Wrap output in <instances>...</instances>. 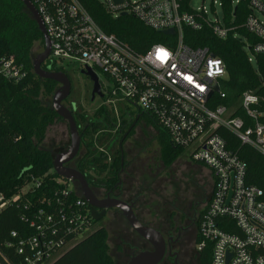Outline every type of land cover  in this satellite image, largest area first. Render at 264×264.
Listing matches in <instances>:
<instances>
[{"label":"built area","instance_id":"built-area-1","mask_svg":"<svg viewBox=\"0 0 264 264\" xmlns=\"http://www.w3.org/2000/svg\"><path fill=\"white\" fill-rule=\"evenodd\" d=\"M29 1L50 40L46 69L66 73L73 66L102 74L111 83L104 91L100 81L107 102L125 110L139 108L165 130L182 150L181 157L202 167L212 196L201 216L198 252L210 247L211 264H264V190L248 182V165L226 136L264 157V98L247 91L235 104H218L216 95L227 98L220 89L227 77L225 62L184 40L186 27L209 29L222 40L233 34L242 38L249 62L257 67V57L264 56V0L231 1L233 12L240 6L239 15L245 14L243 27L251 39L238 33L237 16L226 21L222 0L199 8L192 0H100L114 18L126 13L176 37L174 43L154 45L145 53L103 31L80 0ZM171 29L174 34H166ZM1 71L15 82L26 77L13 58L2 63ZM55 182V208L41 212L40 223L32 222L35 235L16 248L23 258L19 264H50L96 229L91 206L75 182L62 177ZM18 199L1 194L0 210ZM17 237L13 232L12 238ZM0 256L13 264L1 251Z\"/></svg>","mask_w":264,"mask_h":264},{"label":"trees","instance_id":"trees-1","mask_svg":"<svg viewBox=\"0 0 264 264\" xmlns=\"http://www.w3.org/2000/svg\"><path fill=\"white\" fill-rule=\"evenodd\" d=\"M80 1L103 31L115 35L139 53H145L157 44L170 45L176 40V37L155 31L131 15L114 18L100 0ZM222 1L226 21L229 23L234 15L237 16L238 33L250 38L243 27L245 14L239 15L240 6L233 12L232 0ZM241 39L231 34L222 40L209 29H184V40L188 46L209 49L227 66V77L220 84L227 98L221 99L216 95L214 98L218 104H235L247 91L264 98V56L257 57V67H254L248 60ZM36 45L44 50V35L23 2L0 0V195L3 194L6 199L19 196L17 202H11L0 210V251L13 264H19L23 259L16 252L20 241L36 233L32 222L42 221L41 212L51 213L59 196L54 154L44 148V142L49 128L62 118L50 105L42 102V97L50 99L60 85L52 80H43L34 73L33 50ZM10 58L26 74L19 82L11 81L2 74V63ZM43 68L46 69L45 64ZM102 99L107 101L108 96ZM262 108L264 110V103ZM119 110L122 127H117V120L113 119L107 105L102 106L93 119L80 113L79 108L73 113L80 126L84 151L74 167L86 177L93 191L118 192L122 181L132 177L125 145L141 123L155 134L161 165L171 168L182 154V150L171 143L165 130L139 108L127 106L126 110ZM236 115L242 116L240 112ZM110 130L115 131L112 143L118 141V146L112 149L110 143L106 150H101L99 145L111 137ZM226 136L232 141V149L248 165V182L264 190V157L249 147H241L231 134L226 133ZM188 165L202 172L201 166L190 162ZM154 170L150 169L151 175ZM154 174L161 175V172ZM74 184L79 190V185ZM13 232L18 235L16 239L12 238ZM11 242L13 247H8ZM200 242L199 233L196 244ZM121 248L116 244L115 250L111 249L108 229L97 227L50 264H118L117 252ZM197 257L200 264H211V248L199 251ZM0 263L7 264L1 256Z\"/></svg>","mask_w":264,"mask_h":264},{"label":"rangeland","instance_id":"rangeland-1","mask_svg":"<svg viewBox=\"0 0 264 264\" xmlns=\"http://www.w3.org/2000/svg\"><path fill=\"white\" fill-rule=\"evenodd\" d=\"M211 2L212 0L191 1L194 8L201 7L203 3L205 6L210 7ZM42 52L43 49L36 45L33 50L34 58H37ZM65 69L68 73H72L73 77L70 78L72 82L71 95L63 102V106L71 110L72 104H75L79 107L80 113L93 119L102 106L107 105L113 119L117 120V127H122L119 108L99 97L92 101V84L86 79L78 77V73H74L78 69L77 67L68 66ZM99 78L104 90L111 87L110 81L105 76L100 74ZM53 101L54 96L50 99L42 97V102L51 107L54 105ZM109 132H111V137L107 139L108 141L104 140L103 143H100L99 148L101 150H106L110 143L112 149L118 146V141L112 143L115 131L110 130ZM70 144L71 135L68 121L64 119L57 120L48 130L44 148L51 151L55 157L56 154L67 151ZM125 150L130 163L129 171L131 170L130 172L134 174L132 173V177L122 181L124 186L117 194L129 200L137 199L138 201L140 199L136 207V215L139 219L147 221L151 225L159 223L160 219L167 215L173 206H180L184 201L190 200L195 193L198 192L201 195L203 189H208L206 187V174L191 169L186 157H180L168 169L161 165L159 146L155 140V134L143 123L138 125L134 136L127 141ZM83 152L81 146L80 154L74 163L81 157ZM151 168H155L152 172L153 175L149 172ZM158 172H161V175L154 174ZM148 183H150L149 186ZM97 227L108 229L110 246L113 250H115L116 240L119 238L120 233L125 234V231L128 232L129 230V225L125 220L123 218L120 221L116 220L114 214H110L109 218L98 222Z\"/></svg>","mask_w":264,"mask_h":264},{"label":"water","instance_id":"water-1","mask_svg":"<svg viewBox=\"0 0 264 264\" xmlns=\"http://www.w3.org/2000/svg\"><path fill=\"white\" fill-rule=\"evenodd\" d=\"M26 9L30 13L31 17L38 24L40 30L44 35L45 48L43 52L34 58L33 68L34 73L43 80H52L60 85V88L54 94L53 110L58 116L69 123L71 144L67 151L56 154L54 157V170L59 177L70 179L79 185V191L83 194L84 198L91 206L92 217L96 222H100L108 209H118L122 215L128 221L133 230L148 241L154 247L153 252L142 253L134 257L130 264H158L165 253V242L162 235L153 228L143 225L134 212L133 205L128 204L120 199L109 197L103 201L98 200L93 190L91 189L86 177L77 169L67 166L71 161L77 158L82 146V136L80 134L79 126L73 114V110H69L63 106V102L70 97L72 92V82L70 77L65 72H55L48 69H44L43 65L50 56V40L45 30V27L35 10L34 6L29 0H21ZM116 3H120L119 0H115ZM123 13L122 16H126ZM166 34L173 35L174 30L166 31ZM84 74L87 75L93 83L92 89V101L96 97L103 98L104 93L100 83V79L97 74L91 69L84 70ZM215 91L218 92L219 88L216 87ZM96 208L103 209V212L98 214Z\"/></svg>","mask_w":264,"mask_h":264},{"label":"flooded vegetation","instance_id":"flooded-vegetation-1","mask_svg":"<svg viewBox=\"0 0 264 264\" xmlns=\"http://www.w3.org/2000/svg\"><path fill=\"white\" fill-rule=\"evenodd\" d=\"M74 73H78V77L86 79L92 84L93 87V83L91 82L90 78L84 74V69L78 68ZM69 75L70 78L73 77V74L70 72ZM78 108L79 107L75 104H72L71 106L73 113L76 112ZM142 119L145 121L144 118ZM109 161H111V158ZM74 162L75 159L67 164V166L75 168ZM123 186L124 185L122 182L120 184L121 188L119 191L123 188ZM206 187H208V189H203L201 195H199L197 192L195 195L193 194L194 196H192L190 200L184 201L180 206H175L176 208L173 206L168 214L164 215L157 224L151 225L150 223H147V221H143L138 217L143 225L155 229L162 235L164 239L165 253L162 260L158 264H200L197 257L198 249L196 242L199 236V224L202 213L206 209L212 196V186L208 180ZM93 192L100 201L111 197L123 200L124 202L133 205L134 212L136 214V207L140 202V199H138V201L137 199L129 200L125 197L123 198L122 195H118L117 192L109 194L104 189H96ZM96 211L98 214H100L103 212V209L96 208ZM110 214H114L115 219H118L119 221L123 218L127 225H129L128 232L125 231V234L120 233L119 238L117 239V246L122 247L121 250L117 252L118 264H130L134 257L142 253L154 251L152 244H150L133 230L120 210L115 208L106 210L101 221L109 218Z\"/></svg>","mask_w":264,"mask_h":264},{"label":"crops","instance_id":"crops-1","mask_svg":"<svg viewBox=\"0 0 264 264\" xmlns=\"http://www.w3.org/2000/svg\"><path fill=\"white\" fill-rule=\"evenodd\" d=\"M187 162H189V161H187ZM191 163V162H190Z\"/></svg>","mask_w":264,"mask_h":264}]
</instances>
